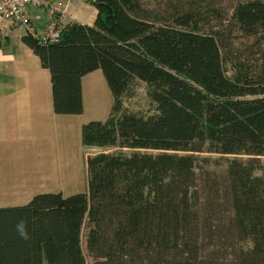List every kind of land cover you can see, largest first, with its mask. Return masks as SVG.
<instances>
[{
  "label": "trees",
  "instance_id": "1",
  "mask_svg": "<svg viewBox=\"0 0 264 264\" xmlns=\"http://www.w3.org/2000/svg\"><path fill=\"white\" fill-rule=\"evenodd\" d=\"M93 6L94 25L66 23L56 42L23 37L50 71L56 114L84 112L82 80L97 70L112 92L108 119L82 130L84 147L99 150L87 157L88 190L0 207V264H87L85 224L94 264H264V0L224 14L258 57L254 72L240 62L231 75L224 28L155 16L141 0ZM141 84L150 107L132 110ZM204 148L249 159L227 162L221 188L180 154ZM222 190L228 218L213 199L203 211Z\"/></svg>",
  "mask_w": 264,
  "mask_h": 264
},
{
  "label": "crops",
  "instance_id": "2",
  "mask_svg": "<svg viewBox=\"0 0 264 264\" xmlns=\"http://www.w3.org/2000/svg\"><path fill=\"white\" fill-rule=\"evenodd\" d=\"M93 1L60 3L66 8L67 23L94 25L98 11ZM41 12L28 8L38 33L51 21ZM5 27L7 34H0V207L25 205L40 193H82L66 192L63 180L72 181V188L75 180H87L88 190L87 157L98 149H86L82 142L83 126L90 120L85 116L86 96L94 102L103 100L111 112L113 96L104 74L97 70L83 78L82 114H56L50 71L24 43L25 31L8 23Z\"/></svg>",
  "mask_w": 264,
  "mask_h": 264
},
{
  "label": "rangeland",
  "instance_id": "3",
  "mask_svg": "<svg viewBox=\"0 0 264 264\" xmlns=\"http://www.w3.org/2000/svg\"><path fill=\"white\" fill-rule=\"evenodd\" d=\"M67 1L69 0H51L54 5H58L60 3L65 4ZM237 1L238 0H141L144 7L147 10L152 11V14L155 16L163 14L167 18H173L178 15L183 22L191 19L192 22L195 21L201 31L204 32H209L212 29L217 30L219 28H224V33L227 37L226 43L229 45V49L226 51L227 61L225 64L229 75L232 74V65L235 66L241 62L244 66L246 65L247 68H250L252 72H254L255 64H258V57L255 53L256 50L254 43L251 40L249 41L244 38L234 24L224 22V14H230ZM80 2L86 3L87 0H72L73 5ZM42 12L47 14V17L49 15V18L51 17L52 19L50 9H42ZM87 15H90V12H88ZM43 21L41 23H44ZM220 24H223L222 27H220ZM86 103L87 107L85 116L90 119L87 123L91 121H105L108 119L107 117L110 113V107L106 104V102L103 100L100 102H94L93 99L89 98L87 95ZM127 106L132 110H147L150 107L145 84H141L137 88L135 97L127 102ZM98 151H89V153L95 154ZM118 151V148H109L106 150L108 153ZM124 152L127 155L133 153V151L127 149L124 150ZM180 154L195 157L197 162L198 178H200V180H219L221 188H225L227 162L233 158H238L241 161L249 159L247 156H230L210 153L205 148L196 152H181ZM260 160L264 162V157H261ZM75 181L76 187L72 188V181L68 182V180H63V183L65 182L66 185L64 188L66 192L71 191L72 189L81 190L83 192L87 191V180ZM224 197L225 191L223 192V190L220 194H214L213 198L210 195L205 196L206 203L203 211H206L209 201L213 199L216 204L214 207L221 212L222 216H226L228 218L230 201ZM218 199H221V201L217 202ZM87 232L88 226L85 224L82 231V247L87 264H94V259L88 253L86 246Z\"/></svg>",
  "mask_w": 264,
  "mask_h": 264
},
{
  "label": "built area",
  "instance_id": "4",
  "mask_svg": "<svg viewBox=\"0 0 264 264\" xmlns=\"http://www.w3.org/2000/svg\"><path fill=\"white\" fill-rule=\"evenodd\" d=\"M29 7L51 10L52 19L41 35L29 17ZM7 23L25 31L27 35L37 37L44 44H51L61 36V31L67 23L66 8L54 5L51 0H0V34H7Z\"/></svg>",
  "mask_w": 264,
  "mask_h": 264
}]
</instances>
